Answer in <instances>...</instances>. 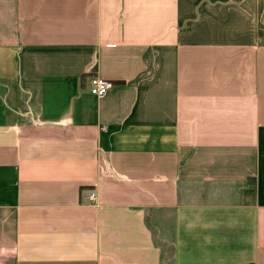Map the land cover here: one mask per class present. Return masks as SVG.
Returning <instances> with one entry per match:
<instances>
[{
    "label": "crops",
    "instance_id": "1",
    "mask_svg": "<svg viewBox=\"0 0 264 264\" xmlns=\"http://www.w3.org/2000/svg\"><path fill=\"white\" fill-rule=\"evenodd\" d=\"M0 264H264V0H0Z\"/></svg>",
    "mask_w": 264,
    "mask_h": 264
},
{
    "label": "built area",
    "instance_id": "2",
    "mask_svg": "<svg viewBox=\"0 0 264 264\" xmlns=\"http://www.w3.org/2000/svg\"><path fill=\"white\" fill-rule=\"evenodd\" d=\"M114 87V82L102 77L95 76L89 80L90 93L99 98L106 96ZM89 199L91 202H95L97 200V193L95 191L91 192Z\"/></svg>",
    "mask_w": 264,
    "mask_h": 264
}]
</instances>
